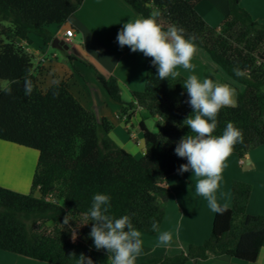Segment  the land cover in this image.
Listing matches in <instances>:
<instances>
[{
  "label": "trees",
  "instance_id": "trees-1",
  "mask_svg": "<svg viewBox=\"0 0 264 264\" xmlns=\"http://www.w3.org/2000/svg\"><path fill=\"white\" fill-rule=\"evenodd\" d=\"M123 1L141 18L159 9L158 23L165 30L176 24L186 35L195 34L198 48L232 81L244 86L237 90L236 106L218 113L214 132L222 135L229 121L242 129L244 142L235 145L231 154L244 159L264 145V22L255 20L241 0H228L229 13L219 26H211L198 14L203 0ZM83 2L0 0V81L8 83L0 90V141L38 151L30 193L0 186V251L45 264H77L81 253L94 264H109L106 250L94 247L89 236L92 222L86 218L98 192L110 195V215H129L138 230L157 234L151 222L157 221L161 228L164 221L170 197L167 178L187 163L174 152L176 143L191 131L183 125L193 111L186 103L183 76L159 80L157 68L150 65L144 89L132 92V99L124 102L115 76H106L82 61L121 105L119 116L126 124L137 110L156 119L157 131L150 130L143 118L139 123L145 146L140 158L110 138L113 124L105 118L99 121L85 106L71 78L44 87L42 71L20 42L31 45L33 35L51 45L54 35L49 27L65 24ZM76 60L68 55L63 63L80 75ZM26 81L32 85L29 95L25 94ZM251 191L249 184L233 181L232 206H221L223 214H215L207 240L141 264H187L210 256L256 263L264 248V215L247 213ZM66 216L68 224H64Z\"/></svg>",
  "mask_w": 264,
  "mask_h": 264
},
{
  "label": "crops",
  "instance_id": "crops-1",
  "mask_svg": "<svg viewBox=\"0 0 264 264\" xmlns=\"http://www.w3.org/2000/svg\"><path fill=\"white\" fill-rule=\"evenodd\" d=\"M241 5L255 20L264 22V0H241ZM197 12L211 26H219L229 13L228 0H203L197 7ZM137 18L141 17L123 0H84L80 9L72 14L65 24L50 26L49 30L59 46H62L60 42L68 45L65 38H71L68 50L63 48L61 50H66L67 55L77 58L74 64L80 75L74 74L59 59L57 53H52L47 57L49 47H53L52 44L46 46L40 38L32 35L33 43L28 48L25 46L28 52L33 51L34 57L37 56L35 58L36 68L42 71L44 87L51 86L57 80L71 78L75 84V90L83 98L84 104H87L89 109L96 113L98 120L102 121L105 118L113 124L114 127L109 133L110 138L128 152H130L128 145L131 144V141L139 142V139L143 141V135L139 128L141 119L145 120L150 130L157 131L156 119L146 117L142 110H137L135 117L129 124H126L125 120L119 116L121 105L117 104V107L112 104L114 101L97 81L94 72L87 68L83 62L87 61L93 64L106 76H115L118 79L123 101L129 102L132 99V92L144 89L147 68L153 65L151 62L153 58L145 57L140 52L133 53L128 46L121 48L116 40L123 24ZM52 27L55 29L52 30ZM79 36H81V43L73 44ZM191 62L194 65L193 70H186L182 66H178L175 71H178L184 78L196 75L201 82L204 78H211L215 82L228 85L234 90L236 102L237 90H243L244 86L232 81L218 65L211 61L204 50L197 47ZM130 125L134 127L131 131L129 130ZM126 130H129L130 135L126 133ZM118 136L121 140L118 139ZM20 151L19 146L0 141V184H4L10 175L20 174V169L15 161L16 158L19 159ZM223 172L225 173L224 183L220 180L214 193L218 204L231 207L232 182L241 181L249 184L252 188L247 203V213L264 215V145L251 150L244 159H240L236 154H231L224 162ZM198 179L200 178L195 177L192 171L182 175L173 174L167 178L170 197L166 204L165 218L160 232H170L172 240L168 245H160L158 233L149 234L141 231L142 252L137 257L136 264L165 255L179 254L190 245H200L209 238L216 212H213L208 206L207 198L196 194ZM12 255L0 251L1 260L12 261L14 264H44ZM187 264L246 263L232 260L226 256H210L206 260L190 261ZM254 264H264V248Z\"/></svg>",
  "mask_w": 264,
  "mask_h": 264
},
{
  "label": "clouds",
  "instance_id": "clouds-1",
  "mask_svg": "<svg viewBox=\"0 0 264 264\" xmlns=\"http://www.w3.org/2000/svg\"><path fill=\"white\" fill-rule=\"evenodd\" d=\"M159 9H154L146 18L129 20L123 24L116 40L123 48L143 53L151 57L152 64L157 68L159 80L169 78L176 80L180 73L175 71L178 66L193 70L192 58L197 51L195 34H187L186 30L176 24H171L165 30L158 18ZM239 76L242 72L233 69ZM188 94L186 103L193 109L183 120V125L190 128V133L181 137L176 143L175 154L186 158L187 163L181 164L178 174L192 171L196 182V194L207 198L208 206L213 212L223 214V209L214 195L221 180L224 162L233 152L234 146L244 142L242 129L229 121L222 135H214L218 127V113L222 108L235 107L234 90L228 85L204 78L201 82L196 75H189L182 83ZM32 91L30 82H25V94ZM111 197L104 193H95L92 204L86 213V218L92 222L90 238L97 250H106L109 264H136L137 257L142 252L143 241L141 231L132 223L129 215L119 218L109 214ZM70 216V214H69ZM69 216L64 219L68 224ZM86 225V224H85ZM151 229L159 234V244L168 245L172 240L170 232H160L159 223L151 222ZM70 256L76 257L75 253ZM77 264H94L90 257L83 253L77 258Z\"/></svg>",
  "mask_w": 264,
  "mask_h": 264
},
{
  "label": "rangeland",
  "instance_id": "rangeland-1",
  "mask_svg": "<svg viewBox=\"0 0 264 264\" xmlns=\"http://www.w3.org/2000/svg\"><path fill=\"white\" fill-rule=\"evenodd\" d=\"M54 29H55V27H52V30H54ZM20 43L23 44L24 46H26L27 48L29 47V45L26 43H23V42H20ZM80 43H81V36L77 37L76 40L73 42V44H76V45H78ZM68 45H69V43H68ZM30 49H34V48H30ZM66 50H68V49H66ZM66 50L57 49L56 47H49V54H47V57H49L52 53H57L59 56V59L62 60L63 62H65L68 58ZM31 53L33 54V51H31ZM33 56H35V55L33 54ZM36 57H34V63L35 64H36V60H35ZM66 65L71 69V67L68 63ZM86 78H87V76H86ZM7 85H8V83L6 81H0V90H3L4 88H6ZM112 104H115L118 107V105H117L118 103L112 102ZM85 105L87 108H90L87 104H85ZM145 115H146V117H149L144 112V116ZM150 122L155 123V121H153V120H150ZM136 123H137V121L135 122V125H136ZM133 124H134V122H133ZM155 127H157L156 124H155ZM129 128H130L129 129L130 131H131V129H134L133 125H130ZM129 130L128 131L126 130V133H128L130 135ZM125 137L128 139L127 135H125ZM118 139L121 140L120 136H118ZM133 139L134 138H132V140ZM122 143H124V141H122ZM19 148L21 150L20 154H18L19 159L16 158L15 161L18 165V168L20 169V172H19L20 174L10 175L9 177H7L6 182L4 184L3 183L0 184V186L5 187V188L10 189V190H13V191H16V192H19V193L28 194V193H30V190H31L32 177H33V174H34V171H35V168L37 165V161H38V151H36L34 149L24 148V147H19ZM128 149H129L130 153L137 158L142 157L143 153L145 152V146L143 145V141L141 139H139V142L138 141H136V142L131 141V144L128 145ZM224 175H225V173L222 172V176H221L222 183H224ZM174 188H175V186H174ZM35 196L38 197L39 196L38 193H36ZM3 253L10 254L11 256H13L12 253H8V252H3ZM29 260H32V259H29ZM0 264H14V263H12V261L0 259Z\"/></svg>",
  "mask_w": 264,
  "mask_h": 264
},
{
  "label": "water",
  "instance_id": "water-1",
  "mask_svg": "<svg viewBox=\"0 0 264 264\" xmlns=\"http://www.w3.org/2000/svg\"><path fill=\"white\" fill-rule=\"evenodd\" d=\"M60 44L62 45V46H59L58 44H57V40H53V42H52V46L53 47H56V48H63V49H68V45H65L64 44V42H60Z\"/></svg>",
  "mask_w": 264,
  "mask_h": 264
},
{
  "label": "built area",
  "instance_id": "built-area-1",
  "mask_svg": "<svg viewBox=\"0 0 264 264\" xmlns=\"http://www.w3.org/2000/svg\"><path fill=\"white\" fill-rule=\"evenodd\" d=\"M65 40H66L68 43H71V41H72L71 38H69V37H66Z\"/></svg>",
  "mask_w": 264,
  "mask_h": 264
}]
</instances>
